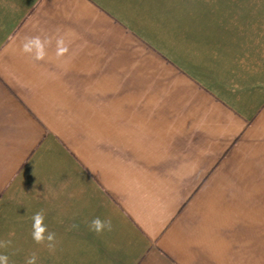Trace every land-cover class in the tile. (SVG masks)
<instances>
[{"label": "crops", "instance_id": "obj_1", "mask_svg": "<svg viewBox=\"0 0 264 264\" xmlns=\"http://www.w3.org/2000/svg\"><path fill=\"white\" fill-rule=\"evenodd\" d=\"M0 240L9 264H264V0H0Z\"/></svg>", "mask_w": 264, "mask_h": 264}, {"label": "clouds", "instance_id": "obj_2", "mask_svg": "<svg viewBox=\"0 0 264 264\" xmlns=\"http://www.w3.org/2000/svg\"><path fill=\"white\" fill-rule=\"evenodd\" d=\"M52 43L50 38H41L40 35L24 36L21 42V52L29 56L34 61H43L47 56L46 48ZM69 51L67 44L62 36L55 40V55L59 59L64 57ZM45 213L40 210L31 216L32 230L31 237L36 244H45L49 251H55L57 240L56 233L48 231L47 226L44 224ZM90 231L97 235L105 231H112V221L110 219H101L94 217L87 221ZM72 228H78V225H72ZM12 244L10 240H0V249H7ZM0 264H9V256L0 252ZM26 264H36V255L33 253L26 261Z\"/></svg>", "mask_w": 264, "mask_h": 264}]
</instances>
